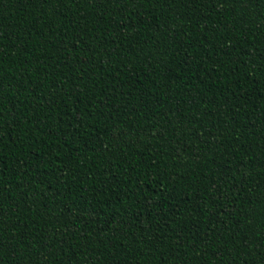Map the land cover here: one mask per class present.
Wrapping results in <instances>:
<instances>
[{
	"label": "trees",
	"instance_id": "trees-1",
	"mask_svg": "<svg viewBox=\"0 0 264 264\" xmlns=\"http://www.w3.org/2000/svg\"><path fill=\"white\" fill-rule=\"evenodd\" d=\"M0 264H264V0H0Z\"/></svg>",
	"mask_w": 264,
	"mask_h": 264
}]
</instances>
